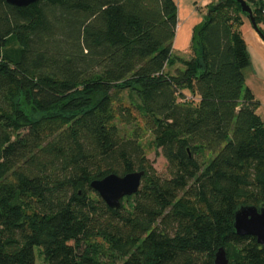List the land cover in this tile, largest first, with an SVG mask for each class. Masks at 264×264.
<instances>
[{
    "label": "trees",
    "instance_id": "trees-1",
    "mask_svg": "<svg viewBox=\"0 0 264 264\" xmlns=\"http://www.w3.org/2000/svg\"><path fill=\"white\" fill-rule=\"evenodd\" d=\"M246 1L264 38V3ZM245 18L210 2L186 58L176 0H0V264H215L221 247L264 264L234 228L240 206H264ZM141 170L118 208L91 186Z\"/></svg>",
    "mask_w": 264,
    "mask_h": 264
},
{
    "label": "water",
    "instance_id": "water-1",
    "mask_svg": "<svg viewBox=\"0 0 264 264\" xmlns=\"http://www.w3.org/2000/svg\"><path fill=\"white\" fill-rule=\"evenodd\" d=\"M10 4L23 7L37 0H7ZM242 11L258 31L259 27L254 17L253 9L246 0H238ZM144 171L130 172L125 175L109 174L102 179L93 180L91 186L99 193L101 198L111 207L118 208L125 196L136 193L141 185ZM234 228L239 235H252L264 248V206L242 205L235 213ZM215 264H234L227 257L226 250L221 247L216 252Z\"/></svg>",
    "mask_w": 264,
    "mask_h": 264
},
{
    "label": "rangeland",
    "instance_id": "rangeland-1",
    "mask_svg": "<svg viewBox=\"0 0 264 264\" xmlns=\"http://www.w3.org/2000/svg\"><path fill=\"white\" fill-rule=\"evenodd\" d=\"M178 4V26L176 31V36L174 39V54L180 55L183 57H190L191 51L186 48V45L191 42L192 39V33L193 28H191L193 24L192 21L184 24V19L187 15L191 13L192 6H194V11L197 13V15L200 16V20L197 22V24H200L204 21L206 17V12L208 10V5L210 2H216L217 0H197V2H194L193 4L188 3V0H176ZM192 5V6H191ZM181 10V15L180 14ZM194 21H197L196 19ZM193 21V22H194ZM196 24V25H197ZM184 26H186L185 31H181ZM191 26V27H190ZM181 31V32H180ZM189 37V41H188ZM177 67H182V64H177L175 67H170L169 70L171 72H174V69ZM128 130L132 129V125L127 126ZM144 132V131H143ZM143 137L141 138L142 144L145 147V150L148 154V157L153 162L155 168L157 169L158 173H160L162 176H167V162L164 156L161 154L160 149H158L154 142H153V136L149 131H146V133H143ZM41 264V260L39 257H37V263Z\"/></svg>",
    "mask_w": 264,
    "mask_h": 264
},
{
    "label": "crops",
    "instance_id": "crops-1",
    "mask_svg": "<svg viewBox=\"0 0 264 264\" xmlns=\"http://www.w3.org/2000/svg\"><path fill=\"white\" fill-rule=\"evenodd\" d=\"M187 2L193 4L194 2H197V0H188ZM193 8L194 6H192L193 11H191V13L187 15L184 19V24H187L192 21L191 24L193 25H191L192 27L190 26L191 28H193L200 20V16L197 15ZM180 15L181 10L179 16ZM195 19L197 21H194ZM183 29L182 30L185 31L186 26H184ZM242 31L246 39L248 51L251 58V64L244 69L246 85L253 92L255 98L259 100L260 105L257 108V113L264 120V38L254 28L248 18L244 19ZM188 47L189 43L186 45V48Z\"/></svg>",
    "mask_w": 264,
    "mask_h": 264
},
{
    "label": "built area",
    "instance_id": "built-area-1",
    "mask_svg": "<svg viewBox=\"0 0 264 264\" xmlns=\"http://www.w3.org/2000/svg\"><path fill=\"white\" fill-rule=\"evenodd\" d=\"M263 3H264V0H261ZM263 12H264V9H263Z\"/></svg>",
    "mask_w": 264,
    "mask_h": 264
},
{
    "label": "bare ground",
    "instance_id": "bare-ground-1",
    "mask_svg": "<svg viewBox=\"0 0 264 264\" xmlns=\"http://www.w3.org/2000/svg\"><path fill=\"white\" fill-rule=\"evenodd\" d=\"M183 30H184V29H183ZM183 30H182V31H183Z\"/></svg>",
    "mask_w": 264,
    "mask_h": 264
}]
</instances>
